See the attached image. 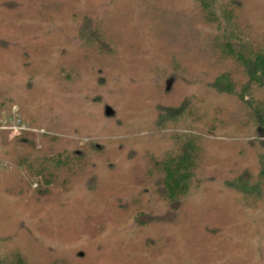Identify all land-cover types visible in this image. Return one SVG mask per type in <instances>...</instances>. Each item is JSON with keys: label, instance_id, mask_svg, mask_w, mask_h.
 I'll use <instances>...</instances> for the list:
<instances>
[{"label": "trees", "instance_id": "obj_1", "mask_svg": "<svg viewBox=\"0 0 264 264\" xmlns=\"http://www.w3.org/2000/svg\"><path fill=\"white\" fill-rule=\"evenodd\" d=\"M124 1L81 0L69 19L44 20L43 25L34 21L33 40L49 42L45 57L16 63L0 78V125L11 128L20 120L30 128L10 141V129L0 130V264H170L162 260L168 245L162 246L160 234L175 235L180 226L193 223L186 216V204L201 196L207 185L232 191L245 230L264 222V32H250L242 18V0H132L139 8L148 7L150 32L154 27L158 34L164 33L168 20L181 15L178 9H185L187 2L195 5L203 25L214 29L206 48L232 65L206 85L243 106L246 121L240 122L239 132L252 138L235 143L238 155L225 157V149L214 165L203 168L207 143L228 144L210 140L224 133L230 140L232 134L218 117L211 120V112L197 109L196 95L189 90L165 102L180 80L205 73L200 63L190 66L184 49L175 48L169 55L166 70L170 67L173 73L161 102L146 101L128 112L110 104L120 90L115 85H121L126 74L131 82L146 71L153 79L159 71L157 57L167 56L166 51L148 55V42L149 49H141L147 53L139 58L146 66L136 67L131 56L115 47V31L107 20ZM40 2L44 9L53 6L51 0L33 1ZM23 3L2 5L21 14ZM23 17L15 20L22 31L31 24L25 13ZM6 49L0 43V51ZM97 57L116 62L109 68L115 84L106 92L101 74L110 70L91 65ZM62 74L75 85L69 95L54 86ZM70 98L83 109H64L63 100ZM225 113L215 111L217 116ZM215 173L222 178L215 181L210 176ZM137 174L141 180L134 178ZM81 212L104 223L102 234L76 248L60 243L56 223ZM199 225L208 238L226 235L213 221L203 218ZM191 230L192 241L204 236ZM252 233L256 243L244 251L251 258L248 264H259L264 262V230L260 225ZM174 240L169 247L174 248ZM204 244H195L193 258L204 254L195 264L204 256L216 258L204 251Z\"/></svg>", "mask_w": 264, "mask_h": 264}, {"label": "rangeland", "instance_id": "obj_2", "mask_svg": "<svg viewBox=\"0 0 264 264\" xmlns=\"http://www.w3.org/2000/svg\"><path fill=\"white\" fill-rule=\"evenodd\" d=\"M35 3L37 0H33ZM33 1L28 0H0V42L2 47L6 49L7 44H13L11 49H6L0 51V78L4 77L8 72L7 69L14 64H26L32 59L45 57V47L49 44L46 40H37L34 41V35H36L32 28L34 21L39 25H43V22L51 21L59 18L69 19L73 11V5L80 3L81 0H51V5L53 6L49 9H44L45 6L43 3L34 4ZM244 1V8L242 10V18L245 20L246 24L250 26V32L253 29L256 32H264V0H242ZM3 2H12L20 4L24 2L23 12L27 16L29 27L23 29V31L15 24V20H23L24 13L18 14V12L7 11L3 8ZM15 7L16 5L13 4ZM36 5V6H35ZM120 10L107 20L110 23V29L115 31L116 44L115 47L119 49V52L125 53L124 55L131 56L136 67L146 66L143 61H140L141 54L145 55V51L141 50L149 49L148 42L152 44V50L148 55L153 56V53L166 51L157 57V60L154 64L159 69L158 74L153 76V79L149 78L148 75L136 76L134 82L129 81L130 74H126L125 78L122 79L121 85L116 84L115 86L120 87L119 91L116 92V98L111 101V105L117 108L119 111H127L128 109H133L135 106H139L140 103L146 101L161 102L163 96V91L167 88V81L173 69L169 67V70H166L168 67V60L171 56L170 54L173 50L184 49L188 52V59L190 66L194 68L196 64H202L204 66V72L198 76L196 74L194 77L188 79L187 81L180 80L175 86L174 94H171L167 97L166 101L170 103V100H177L179 97H184V91L189 90L191 95H196L195 105L197 109L204 108V112H211L212 118H217L218 121H221V124L225 125L221 128L228 129L231 128L228 132L232 134V138L229 140V137L222 133V136L217 139H211L210 141H224L222 145L207 143L206 145V155L204 156V166L203 168H208L214 165V159L218 157V153H225V157H234L238 155V147L235 143L249 142L252 138L251 135H246L242 137L239 128L242 121H246L245 110L243 106L237 103L233 98H225L224 96H219L207 88V82L209 78L218 74L221 70H226L227 67H231L227 61L224 63L219 59L218 54H213V52L206 47L210 40L213 38L214 29L203 25L204 23L201 20V15L198 12L195 5H192L190 2L185 4V9H178L180 16L171 18L166 24L164 33L158 34L156 29L153 27L152 33L150 32V22L148 16L146 15L148 7L142 5V8H139L138 5L132 2V0H125L123 3L118 5ZM42 9V10H41ZM26 11V12H25ZM183 14V16H182ZM41 15V18H40ZM17 16L19 18H17ZM258 30V31H257ZM249 31V30H248ZM157 34H156V33ZM163 35V36H161ZM160 39V43L156 42ZM40 42L43 44L41 45ZM45 47V48H44ZM58 50H62L59 48ZM155 51V52H154ZM178 53V51H176ZM160 54V53H159ZM170 55V56H169ZM32 57V59H30ZM131 58V59H132ZM110 59H103V57L95 58L91 65H95L98 69L110 70L109 73L104 72L101 77L106 84L104 92L109 91L113 83L112 78V69ZM195 62V63H194ZM88 64V63H87ZM193 64V65H192ZM88 70V69H87ZM166 70V71H164ZM86 72V71H84ZM91 72V71H90ZM97 71H94L92 77L96 78L95 75ZM84 74V73H83ZM100 74V73H99ZM169 75V76H168ZM204 75V76H203ZM142 76L148 77L143 79ZM165 76H168L165 78ZM83 78V76L81 75ZM140 77V78H139ZM112 78V79H110ZM142 82L140 83L139 81ZM202 80V83H201ZM201 83V84H200ZM57 90L62 94L68 95L73 91L75 85L70 82H66L63 74L56 78L55 85ZM129 89H128V88ZM188 88V89H187ZM99 89V88H98ZM103 94V92H101ZM195 93V94H194ZM108 95L105 94V97ZM170 101V102H169ZM65 103L63 108H77L79 106V101H75L73 98L70 100L64 99ZM77 102V103H76ZM172 103V102H171ZM81 106L78 109L81 110ZM83 109V108H82ZM216 110L225 111V116H217L215 114ZM97 112V110H95ZM54 119V118H53ZM235 123V127H234ZM218 124V123H217ZM240 125V126H239ZM233 127V128H232ZM9 129V127H8ZM22 135V134H21ZM20 137L16 135L15 131H8V139L13 140L14 138ZM262 139L261 141H263ZM264 142V141H263ZM225 147V148H224ZM205 148V147H204ZM240 151V150H239ZM215 178H222L221 175H210ZM136 180H141L142 177L138 174L134 177ZM215 185V184H214ZM36 187V185L34 186ZM204 192L201 196L196 197L194 200H189L186 204V216L189 218V225L180 226L177 229V233L172 235V233L162 232V246L167 243L168 247L163 248L165 255H169V258H162L163 262L173 263V264H195V262L204 254L197 258H193L195 254V247L202 246V243L205 241L203 247H207L204 251L211 253L216 256V258H211L210 260L204 256L201 259V264H237L236 260H239L240 263L248 264L251 260L248 253L244 251V248L253 247L256 242H254L255 237H253V231L259 229L261 225V230H264V222H260L259 226L257 224H252L247 230L244 229V218H242V213L237 206H235V196L230 193H226L220 190L218 186L207 185ZM218 199L213 205L211 201ZM213 221L216 226L219 225L226 231V235L223 238L220 236H215L214 239L208 238L203 234L202 225H199V221L203 220ZM199 219V221H197ZM197 221V222H196ZM58 231L57 239L61 242H66L70 244L71 248H76V246L83 245L86 242H89L90 239L97 238L102 234L105 229L104 223L101 222L99 218L93 217L86 213L81 212L74 217L68 219H62L60 222H57ZM196 229L198 234L204 235L200 236L198 240L192 241L189 238V232H192L191 229ZM159 228L151 231V235L159 232ZM188 230H190L188 232ZM176 237V238H175ZM174 240V248L169 247L170 241ZM198 241V244H197ZM197 246H196V245ZM164 247V246H163ZM253 253V252H250ZM174 260L173 262H170ZM194 260H196L194 262ZM215 263H214V262ZM217 261V262H216ZM264 264V262L259 263Z\"/></svg>", "mask_w": 264, "mask_h": 264}, {"label": "built area", "instance_id": "obj_3", "mask_svg": "<svg viewBox=\"0 0 264 264\" xmlns=\"http://www.w3.org/2000/svg\"><path fill=\"white\" fill-rule=\"evenodd\" d=\"M1 129H8V127H4V125H0ZM11 131H15L16 135H21L24 132L28 131L30 128H28L25 125L20 124V120H18L17 124H14L13 127L9 128Z\"/></svg>", "mask_w": 264, "mask_h": 264}]
</instances>
